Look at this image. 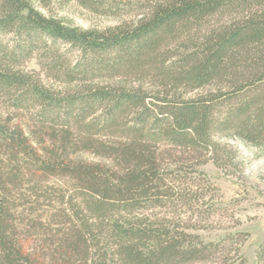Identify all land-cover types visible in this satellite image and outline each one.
Masks as SVG:
<instances>
[{"label": "trees", "instance_id": "16d2710c", "mask_svg": "<svg viewBox=\"0 0 264 264\" xmlns=\"http://www.w3.org/2000/svg\"><path fill=\"white\" fill-rule=\"evenodd\" d=\"M2 34L17 40V56L11 61L39 43L59 42L83 57L85 62L75 67L81 76L124 71L138 81L137 87L118 80L117 90L57 100L31 80L0 70V90L22 86L45 116L65 110L80 117L95 107L103 111V127L110 128L122 113H132L130 124L120 128L122 143L98 150L102 155L97 162L63 165L57 157L38 162L44 172L65 169L71 187L61 197L62 228L49 240L52 264H177L198 259L204 250L191 234L139 212L179 197V176L164 170L172 167L166 161L174 159V168H187L194 153L217 155L218 144L210 137L219 132L264 150V0H161L131 25L102 32L65 25L37 11L30 0H0ZM168 42L183 48L172 60L166 58L169 51L161 52ZM72 75L65 73L70 81ZM145 79L151 85L147 89ZM182 88L199 93L184 98L177 92ZM14 134L6 136L0 128V145L15 141L24 146ZM157 143L185 150L188 157L165 159L157 154ZM3 196L0 181V264H44L39 249L24 253L10 239ZM256 257L257 264H264V247ZM229 261L219 264H234Z\"/></svg>", "mask_w": 264, "mask_h": 264}, {"label": "rangeland", "instance_id": "374dc122", "mask_svg": "<svg viewBox=\"0 0 264 264\" xmlns=\"http://www.w3.org/2000/svg\"><path fill=\"white\" fill-rule=\"evenodd\" d=\"M159 1L30 0L46 16L80 31L96 32L129 26ZM15 41L11 35H0V70L31 80L53 99L66 100L94 90H117L118 80L126 86H138L137 78L124 71L111 76H81L75 67L84 61L83 57L59 42L39 43L23 57L11 61L19 47L14 46ZM178 46L177 42L165 43L161 52L169 51L166 58L175 59L183 51ZM67 72L73 74L71 81L65 77ZM144 82V89L151 86L148 79ZM21 88L0 90V128L7 132L6 136L14 131L16 140L24 143L22 147L15 141L0 145V181L5 188L8 234L24 253H34L37 248L43 254L44 264H52L49 240L55 230L62 228L61 197H66L71 187L66 183L69 177L65 169L44 172L40 165L50 157L59 158L63 165L71 161L97 162L102 155L98 150L122 143L120 128L130 124L132 113H122L115 124L118 126L110 128L103 127V111L95 107L88 108L80 117L65 110L45 116ZM179 90L184 98L199 93ZM65 114L70 119H65ZM232 137L229 133L216 134L217 155L194 153L187 168H174V159L166 161L172 167L164 165V170L179 176L175 184L181 192L179 197L139 212L170 221L201 244L204 251L198 259L177 264H219L225 259L234 264H257V251L264 247V178L253 182L241 175L242 166L233 163L235 152L226 146ZM64 147L67 153L62 154ZM155 147L165 159L170 155L188 157L185 150H173L163 143ZM258 155H264V150Z\"/></svg>", "mask_w": 264, "mask_h": 264}, {"label": "clouds", "instance_id": "9594fccd", "mask_svg": "<svg viewBox=\"0 0 264 264\" xmlns=\"http://www.w3.org/2000/svg\"><path fill=\"white\" fill-rule=\"evenodd\" d=\"M210 139H213L214 143H219L214 137H210ZM226 146L235 152L233 163L242 166L241 175L244 178L253 182L264 178V155H258L261 151L258 146L236 135L230 138V142Z\"/></svg>", "mask_w": 264, "mask_h": 264}]
</instances>
